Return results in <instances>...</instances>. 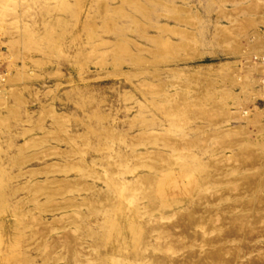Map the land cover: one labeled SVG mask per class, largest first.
Returning a JSON list of instances; mask_svg holds the SVG:
<instances>
[{
	"label": "rangeland",
	"instance_id": "1",
	"mask_svg": "<svg viewBox=\"0 0 264 264\" xmlns=\"http://www.w3.org/2000/svg\"><path fill=\"white\" fill-rule=\"evenodd\" d=\"M232 1L238 5L227 9L228 0H0V47L8 64V77L0 89L5 96L0 115L6 119L0 123V254L6 252L12 229L24 219L37 222L38 241L54 244L65 232L72 233L81 241L78 250L92 257L88 242L99 238L86 240L85 233L88 226L97 233L104 230L101 222L111 213L108 208L101 211L106 195L125 201L122 205L128 212L139 207L138 221L160 217V222H167L176 211L187 209L195 173L228 178L221 188L230 189L242 177L263 169V157V162L250 164V157L264 154V102L256 87L259 65L253 62V68L250 63L264 49L257 31L258 23L264 24V12H247L246 6L264 8V0ZM173 7L180 8L185 21H176ZM214 13L230 20L239 14L263 16L228 25L224 20L215 24ZM241 22H252V30L259 34L255 35L259 51H244L254 41L247 27L229 32ZM165 24L184 35L165 36L182 47L163 58L153 54L156 48L141 33L147 30L155 36ZM21 34L34 43L27 57L15 42ZM104 39L121 40L128 50L113 56L114 46L104 44ZM233 45L239 51L233 52ZM83 49L90 52L89 58L82 57ZM228 54L242 56L234 60ZM12 89L19 92L17 100ZM18 160L25 164H17ZM152 163L162 165V171L175 169L169 181L186 189L170 195V200H184L182 205L159 207L149 216L143 209L147 201L134 188L145 187L139 176L154 175L147 165ZM52 168L55 171L44 173ZM6 175L13 176L7 183L16 191L7 198ZM117 179L122 181L118 191ZM36 183L56 193L47 196L44 189L32 190ZM64 183L71 186L63 190ZM209 185L210 191L216 187ZM87 200H94L93 207ZM57 205V211L43 210ZM17 207L26 208V216H18ZM66 216L76 221L63 229L53 225ZM261 238L250 248L261 251ZM128 243L135 240L129 238ZM138 247L140 254L152 251L151 246ZM50 250L53 256L63 252V248ZM256 250L242 260L254 257ZM119 261L131 264L124 258H111L109 264Z\"/></svg>",
	"mask_w": 264,
	"mask_h": 264
},
{
	"label": "bare ground",
	"instance_id": "2",
	"mask_svg": "<svg viewBox=\"0 0 264 264\" xmlns=\"http://www.w3.org/2000/svg\"><path fill=\"white\" fill-rule=\"evenodd\" d=\"M122 1L127 2L130 0ZM246 7L248 10L247 12H255L257 9L264 12V8H261L262 6L255 5L254 3L249 4ZM173 10L178 14L174 15L176 16L174 18L177 22L185 21L186 17L179 15V13H181L179 7H173ZM129 17L135 21V17L132 14H130ZM56 21L59 20L56 19ZM130 22L132 23L131 20ZM251 24L252 22H241L235 27L229 28V32L233 33L236 29L243 30L244 27H247V30L250 32V37H253L254 41L251 42L250 46L247 48H243L245 52L250 51L251 49L252 51H259L261 45L260 40L256 37L259 36V34L255 32V29L252 30ZM171 28L172 27L165 24L158 28V33L155 36L149 35L147 30H142L141 36L150 41L156 48L153 51V54H161L163 57L167 52L170 53L181 49V43L171 42L168 38H165L168 33L173 34L174 32L184 35V33L180 31L181 29ZM226 31L227 29L224 30V33ZM224 36L225 38H228L227 33ZM15 42L20 43L22 52L26 57V53L28 51L30 52V50H32L31 48L34 46L33 40L29 38V35L21 34ZM103 42L104 44L114 46L115 52L112 53L113 56H117L120 51L125 52L128 50L126 48V43L123 44V42L118 39L114 41H107L104 39ZM239 49V46L234 47L233 45L231 47L233 52L239 51ZM80 54L83 58H86L87 56L88 58L90 57V52L86 53L84 49L80 51ZM258 54L256 56H258ZM251 62L252 63L247 62V64L250 63L252 67L255 68L252 60ZM248 69L249 68H247V70ZM257 72H261L260 65L257 66ZM15 78L10 80L12 81ZM1 87L2 85L0 86V89ZM12 93L14 95L12 94L11 96L15 97L17 100V97H19L17 89H12ZM258 93L260 94V91H258ZM4 97L5 96H1L0 93V101ZM236 115L239 116L240 113L235 112V116ZM5 122L6 119L0 115V123ZM85 130L89 131L88 129ZM83 134L84 133L81 135ZM17 148L19 151L23 150L22 146H18ZM261 157L264 158V154H261L259 157L253 156L252 159L250 157V164L256 162L259 164ZM261 162H263V160H261ZM170 163H168V166ZM17 164L23 165L25 162L18 160ZM135 164H138V162ZM144 165L146 166V164ZM147 165L154 170V175L139 176L138 181L145 184V187L134 188L135 190L140 189L142 198L147 201L143 208L145 210L144 213L150 216L152 212L159 207L163 210L164 208L166 209V207L169 208L170 206L182 205L185 202L182 199H174V197H172L173 199L171 198L172 200H170V195L174 196L175 194H181L186 189V187L183 188L175 184V181L174 183L169 181L171 175L176 170L173 168H166V171H162V165H156L154 163ZM213 167L216 168V166ZM217 169L220 170L222 167ZM41 170H39V173L44 172ZM51 170L52 172L55 171V169L52 168L46 170L44 173H50ZM36 171L37 170H34V172ZM188 175H185L184 177L187 179L186 176ZM193 177L194 187L192 190L189 188L190 190L188 191L190 193L193 191V195L188 198L189 200L186 202L188 206L187 209H185V211L183 210L184 212L181 213L176 211L174 217L167 222H160V217L138 221V216L141 215L139 207H136L134 211L128 212V210L122 205L125 201H122L121 203L117 198H112L111 195H106L101 204V211L107 212L108 208L111 210V213H109V216H105L101 222V226L104 230L97 233L93 231L92 226H88L85 233L86 240H94L96 237L99 238L97 239V242H88L90 247L94 250V255L92 257H89L78 250L81 241L72 233L65 232L61 239L54 244H51V242H45L44 240L38 241L37 238H34L35 234L38 232L36 229L37 222L32 223L28 220L29 218L26 219L28 221L23 219V221H19L18 226H15L14 229H12V236L9 237L6 252L4 251L0 254V264H59L60 261H65L64 264H109V259L111 258H124L131 264H140L139 260L141 262L145 260V262H148L149 264H264V245H262L263 249L261 251H257L255 247L252 249L250 248L251 242H256L261 237L264 238V167L261 171L256 172L255 174L242 177L238 183H236L235 180H232L235 183L230 189L221 188L223 182L227 181L228 178L220 179L210 174V172H205L201 175H196L195 173ZM13 179V176L6 175V184L8 186L7 192L4 195L5 198H7V196L16 195V191L12 188V185L9 186V183H7ZM210 183L216 184L213 191H210ZM180 184L182 185V183ZM121 185L122 181L117 179L114 183V188L118 191V189L121 188ZM69 186H71V184L64 183L62 186L63 190H66ZM128 186H130V189H133L134 187L133 185ZM87 187L89 188L90 186ZM39 189H44L47 196H54L56 193L55 190L49 186H42L39 183H36L32 188V190L35 191H38ZM159 195H163L164 197H159ZM233 195L234 198H232ZM155 196L162 199L157 201ZM244 196L247 198L243 199ZM111 199H114V201ZM121 199H123V196ZM93 203L94 200L88 201V204L91 207H93ZM223 203L225 205H223ZM63 207H66V205ZM17 209L18 216H26V208L17 207ZM59 209L60 206L57 205L55 207L52 206V208L44 207L43 210L52 212ZM6 215L8 214H5V216ZM87 218H89V215ZM75 221L76 219L68 218V216H66L63 219L54 222L53 225L63 229L65 225ZM5 229L7 228L5 227ZM8 231H11L10 227L8 228ZM25 231L30 232L25 234ZM23 236H27V239ZM129 238H133L135 243L132 245L129 244ZM107 240H112L113 242H116V244L109 245L110 243L107 244ZM138 245L141 246V249L151 246L152 251L155 250L157 253L153 254L152 251H148L147 253L140 254ZM52 247H55L56 249L63 248V252L53 256L50 250ZM29 248L33 249L30 251ZM43 248H45V250H43ZM125 248L127 251L124 253L123 249ZM36 250L38 252L37 254L32 253L36 252ZM40 250L43 254L39 253ZM180 250H183V253H181V255H176ZM255 250L256 252L253 254L254 257L242 260V257L246 253ZM120 262L121 261H119V263Z\"/></svg>",
	"mask_w": 264,
	"mask_h": 264
},
{
	"label": "built area",
	"instance_id": "3",
	"mask_svg": "<svg viewBox=\"0 0 264 264\" xmlns=\"http://www.w3.org/2000/svg\"><path fill=\"white\" fill-rule=\"evenodd\" d=\"M253 62L260 65L261 72L258 75L257 88L260 91V100L264 102V49L253 58ZM5 54L0 47V86L5 82L8 77V66Z\"/></svg>",
	"mask_w": 264,
	"mask_h": 264
},
{
	"label": "crops",
	"instance_id": "4",
	"mask_svg": "<svg viewBox=\"0 0 264 264\" xmlns=\"http://www.w3.org/2000/svg\"><path fill=\"white\" fill-rule=\"evenodd\" d=\"M247 2V1H246ZM246 2H244L243 4H245ZM229 5H226L225 7L227 8V9H232V8H235L238 4L237 3H235V2H233L232 0L230 1V0H228V2H227ZM230 6V7H229ZM263 15H261V16H258V15H256V14H239V15H237V17L236 18H234V17H232L231 18V20L230 19H225V18H223V17H219V16H217L216 15V13H214L213 14V16H212V19H213V22L215 23V24H220V22L222 21V20H224V21H226V24H228V25H231V23L232 22H234V20H237V19H242V18H244V17H246V18H259V17H262ZM257 31H258V33L260 34V37L261 38H263L264 39V24L261 22V23H258V25H257ZM251 40L252 39H250V38H248V44H249V42H251ZM263 46V45H262ZM264 47V46H263ZM221 51V53L222 54H225L222 50H220ZM226 55V54H225ZM228 56L229 57H231L232 59H234V60H240V57L242 56V55H238V54H228Z\"/></svg>",
	"mask_w": 264,
	"mask_h": 264
}]
</instances>
